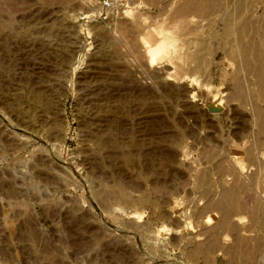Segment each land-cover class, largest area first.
I'll use <instances>...</instances> for the list:
<instances>
[{
	"label": "rangeland",
	"instance_id": "374dc122",
	"mask_svg": "<svg viewBox=\"0 0 264 264\" xmlns=\"http://www.w3.org/2000/svg\"><path fill=\"white\" fill-rule=\"evenodd\" d=\"M233 1L225 19L171 22L182 0H0V264H264V0H243L245 48L224 27ZM159 31L174 60L155 67L144 37ZM232 185L239 237L193 254Z\"/></svg>",
	"mask_w": 264,
	"mask_h": 264
},
{
	"label": "bare ground",
	"instance_id": "6f19581e",
	"mask_svg": "<svg viewBox=\"0 0 264 264\" xmlns=\"http://www.w3.org/2000/svg\"><path fill=\"white\" fill-rule=\"evenodd\" d=\"M149 1L150 2H159L160 0H149ZM161 1H163V0H161ZM226 1L227 0H182V3L177 6L175 13H174V11L172 12V17L174 20H171V22H178L180 20L178 18L182 19L185 17H191V15H196V14L200 15L199 17L203 18V16L220 13V17L225 19L228 17L226 4H225ZM233 3L235 4V9L233 10L232 15L229 14L230 18L226 19V21L224 23V27L228 31H230L233 29L234 26L238 25L237 34L239 37L237 36L238 37L237 40L245 48L247 45H246V43H244L245 40H243V39H244V35L248 32V30H250V28H252L254 26V25L253 26L251 25V24H254L252 21V18L254 16V12L252 10H250L251 8L249 10L245 9V3L243 0L242 1L241 0H234ZM229 9H230V7H229ZM236 18L238 19V21L235 22L234 20ZM192 22L193 21H191V23ZM199 23H201V21ZM178 24H175V25H178ZM250 25L252 27H250ZM248 26H249V29H248ZM162 36L163 35H162L161 31L155 32V33L150 32V33L145 34V37H144L145 45H146V53L145 54L148 56V63L150 64V66H155V67L156 66H167V63L172 62L174 60L172 53L168 49L169 44H168L166 38H164ZM238 41H237V43H238ZM106 45H108V43ZM259 46H260V48L256 47V48H259L257 50L259 53L257 51H255L259 54L258 56H260L259 58H258V56L256 57V59H258L257 60L258 66L255 65L257 68L255 67L253 69V70H255V72H254L255 73L254 76L256 77L255 82L257 84L258 91H259L257 96H256V99H255V101L257 103L255 104V107L253 109V115L255 117V120H256L255 122L258 126L259 132H262L264 130V109H262L258 103H259V101H264V41ZM256 48H255V50H256ZM252 65H254V64H252ZM248 67H251V66H248ZM253 70H252V72H253ZM248 72H249V70H248ZM217 98H219V97H217V95L213 96L209 103L212 104V106L215 108H220V102H219L220 99L218 100ZM36 99H37V97H36ZM229 99L235 100V101L237 100L241 103L244 102V99H245L244 89H243L242 82L240 80H237L235 82L233 93H232V95H230ZM234 164L236 165V163H234ZM241 166H243V165L240 164V166H238V167L242 168ZM233 168H235V166ZM240 170H242V169H240ZM223 171H224V169H223ZM235 174H236V172H235ZM238 175H240V173ZM243 184H244V182L241 185L243 186ZM226 187H227V184H226ZM224 189L225 188H223V190ZM238 190H239V188H236L232 185L231 187H228L226 190H224L223 194L221 192L222 197L219 201L213 202L212 200H210V206L212 208L216 209V211L219 214V218H218L217 222L214 223L213 225L211 224V220H212L211 217L206 218L207 219L206 222L205 221L201 222V226L204 228V231H203V233L198 234L197 237H204V239L201 240L200 242L194 243L193 250L191 251V252H193V254L195 253V255H196L197 252L202 248L206 249L207 253L209 254V252L211 253L216 247L218 248L219 245H222L220 243V241L222 242V240H220L221 238L219 235L221 233V231H226V233L229 232V234L239 237L238 236V233L240 231L239 230V220H240L239 217H237V219H235V220H230L231 219L230 212L239 213V212H242L243 210H245V206L238 200ZM256 198H258V197H256ZM254 201L256 204V206L254 207V210L256 211V216H254V214L252 212L251 213V216H252L251 219L253 221H255L260 228H264V218H262V216H260L263 214L264 211H262V209L260 207L261 203L259 204L258 200H256V199ZM261 206H263V205H261ZM263 217H264V215H263ZM237 240H239L240 243H237L236 246H234V248H232L233 251L236 248H238L239 249L238 251H240V253L243 255L242 258L245 257L246 259L248 258L249 260H252L253 255L256 252V250L252 249L248 245H245V243H247V241L241 240L240 238L236 239V241ZM241 241L244 243H242ZM236 251H237V249H236ZM208 257L209 256L206 257V262L209 261ZM263 257H264V255H263ZM263 257H262V259H263Z\"/></svg>",
	"mask_w": 264,
	"mask_h": 264
}]
</instances>
